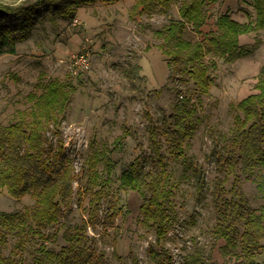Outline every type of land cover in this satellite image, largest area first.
Returning a JSON list of instances; mask_svg holds the SVG:
<instances>
[{
  "label": "rangeland",
  "instance_id": "obj_1",
  "mask_svg": "<svg viewBox=\"0 0 264 264\" xmlns=\"http://www.w3.org/2000/svg\"><path fill=\"white\" fill-rule=\"evenodd\" d=\"M23 1L0 0L8 4ZM134 2L84 4L77 8L72 20L59 17L55 22L43 21L25 40L15 44L13 52L9 48L0 52V123L16 121V111L28 110L31 106L27 95L40 94L48 80H69L75 85L61 122L53 130L54 143L60 138L66 152L75 157L77 176L70 206L63 208L55 225L61 226L58 238L48 243L52 248L57 250L65 243L64 230L88 217L90 193L83 192L79 200L76 193L86 183L82 164L92 147H104L110 149L109 154L116 162L110 186L115 198L119 197L120 210L115 211L113 223L99 222L94 228L89 226L88 231L89 242L97 251L105 253L109 264H155L150 248L154 251L166 248L176 264L182 263L187 255H199L198 264H233L234 258L221 253L224 241L214 235L217 211L213 180L227 177L224 188L230 195L234 175L228 167L216 162L212 151L216 142L222 147L220 136L230 133L235 105L254 92L256 76L264 62V29L240 37L241 44L255 46L252 54L232 63L217 59L216 69L210 71L213 82L209 93L198 94L191 83L179 80L180 75L168 69L166 56L157 48L161 39L154 34L170 19L179 18L181 0H174L167 13L149 15L132 12ZM205 10L207 21L201 28L203 34L214 30L216 17L226 11L238 21H246V14L255 16L249 0H216L208 3ZM203 34L188 27L184 37L198 40ZM84 46L89 51L90 66L75 74L70 62ZM183 96L191 104H200L196 109V128L184 140L185 162L182 157L168 154L165 136L161 133L163 119L170 118ZM151 127L157 129L173 183L172 204L176 216L165 241H161L165 248L156 240L155 229L142 222L145 217L140 212L141 195L117 188L121 169L136 160L145 172L157 171L149 138ZM117 137L122 138L116 145ZM189 162L202 178L201 187L195 172L185 165ZM256 174L264 176V169L257 170ZM253 178L241 174L239 186L250 205L256 208L264 204V196ZM33 204L29 194L17 200L6 190L0 192V211H21ZM13 243L11 238L3 253L9 254ZM31 249L28 245L23 252L26 264L31 262ZM257 260L264 264L263 247Z\"/></svg>",
  "mask_w": 264,
  "mask_h": 264
},
{
  "label": "trees",
  "instance_id": "obj_2",
  "mask_svg": "<svg viewBox=\"0 0 264 264\" xmlns=\"http://www.w3.org/2000/svg\"><path fill=\"white\" fill-rule=\"evenodd\" d=\"M117 1L0 2V52L5 48L13 52L15 44L25 40L31 30L43 21L55 22L59 17L72 20L79 6ZM215 1L181 0L179 18L170 19L154 31L161 39L157 48L166 56L168 69L179 74V80L191 83L198 94L209 93L213 82L210 71L216 69L217 59L232 63L252 54L255 46L241 44V35L264 29V0H249L254 18L246 14V21H238L226 11L216 17L215 29L203 34L201 28L207 21L205 7ZM173 2L135 0L131 10L136 14L167 13ZM188 27L197 34H203V38H185L184 32ZM74 92L75 85L71 81L50 79L42 85L40 94L27 95L31 106L28 110H17L16 121L0 123V192L6 190L17 200L29 194L34 200L31 208L0 211V264H26L23 252L28 245L32 248L28 264H109L105 253L97 251L89 242L88 231L89 226L94 228L99 222L113 223L116 212L120 210L117 207L119 197L115 198L110 186L116 162L109 154L110 149L104 147H92V152L82 164L86 183L76 193L78 200L83 192L90 193L88 217L63 231L65 243L59 249L48 245L58 238L61 226L55 225L60 221L63 208L70 206L77 176L75 157L66 152L60 138L55 143L53 141V130H57ZM182 99L175 105L170 118L163 119L161 133L165 136L168 154L182 157L185 162L184 140L190 138L196 128V109L200 104H191L184 96ZM235 107L230 133L220 136L222 147H218L216 142L212 151L216 162L228 167L234 175L230 195L224 188L227 177H215L213 180V202L217 211L214 235L224 241L221 253L224 257L234 258L233 264H260L257 255L259 249L264 248V204L252 207L239 182L241 174L247 178L254 176L256 187L264 196V176L256 174L257 170L264 169V62L256 76L254 92L238 101ZM121 138L117 139L116 145ZM149 138L157 171L145 172L143 165L136 160L121 169L117 175V188L126 192L137 191L141 195L140 212L145 217L142 222L155 229L156 240L164 247L161 241H165L176 216L172 204L173 183L156 128H149ZM98 164L103 167L99 168ZM185 165L195 172L201 187L202 178L192 163ZM101 212H104L103 216ZM50 229L53 230L48 231ZM11 238L14 239L12 249L5 254L2 250ZM165 249L154 251L150 248L149 254L156 260L155 264H176ZM200 260L199 255H187L178 264H198Z\"/></svg>",
  "mask_w": 264,
  "mask_h": 264
},
{
  "label": "built area",
  "instance_id": "obj_3",
  "mask_svg": "<svg viewBox=\"0 0 264 264\" xmlns=\"http://www.w3.org/2000/svg\"><path fill=\"white\" fill-rule=\"evenodd\" d=\"M89 51L87 47H83V49L75 54L70 62L71 66V71L75 74H77L78 71L81 70H87L90 66V61H89Z\"/></svg>",
  "mask_w": 264,
  "mask_h": 264
},
{
  "label": "crops",
  "instance_id": "obj_4",
  "mask_svg": "<svg viewBox=\"0 0 264 264\" xmlns=\"http://www.w3.org/2000/svg\"><path fill=\"white\" fill-rule=\"evenodd\" d=\"M241 36H243V35H241ZM241 36H240V37H241ZM239 40H240V38H239Z\"/></svg>",
  "mask_w": 264,
  "mask_h": 264
}]
</instances>
